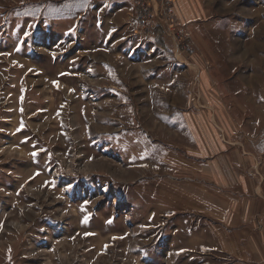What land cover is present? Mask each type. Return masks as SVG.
I'll list each match as a JSON object with an SVG mask.
<instances>
[{
  "label": "rangeland",
  "instance_id": "1",
  "mask_svg": "<svg viewBox=\"0 0 264 264\" xmlns=\"http://www.w3.org/2000/svg\"><path fill=\"white\" fill-rule=\"evenodd\" d=\"M145 3L151 16L139 0H0V264L224 253L208 244L221 204L186 212L179 150L208 120L210 62L235 40L264 59V0Z\"/></svg>",
  "mask_w": 264,
  "mask_h": 264
},
{
  "label": "crops",
  "instance_id": "2",
  "mask_svg": "<svg viewBox=\"0 0 264 264\" xmlns=\"http://www.w3.org/2000/svg\"><path fill=\"white\" fill-rule=\"evenodd\" d=\"M233 42L224 60L210 62L207 69L209 112L203 131L196 123L185 130L179 172L193 183L179 181V195L192 197L185 209L194 215L202 211L200 196L222 206L208 212L214 220L208 244L218 242L224 252L215 255L220 262L209 264H264V59H248ZM201 179L207 185L196 182ZM253 243L262 244L254 259Z\"/></svg>",
  "mask_w": 264,
  "mask_h": 264
},
{
  "label": "built area",
  "instance_id": "3",
  "mask_svg": "<svg viewBox=\"0 0 264 264\" xmlns=\"http://www.w3.org/2000/svg\"><path fill=\"white\" fill-rule=\"evenodd\" d=\"M173 1V0H171ZM140 5V11L144 17L151 16V13L149 12L148 6L145 3V0H139Z\"/></svg>",
  "mask_w": 264,
  "mask_h": 264
},
{
  "label": "snow or ice",
  "instance_id": "4",
  "mask_svg": "<svg viewBox=\"0 0 264 264\" xmlns=\"http://www.w3.org/2000/svg\"><path fill=\"white\" fill-rule=\"evenodd\" d=\"M33 155L35 156L36 155V153H33ZM87 222V220H85V223ZM109 222H111V221H109Z\"/></svg>",
  "mask_w": 264,
  "mask_h": 264
}]
</instances>
